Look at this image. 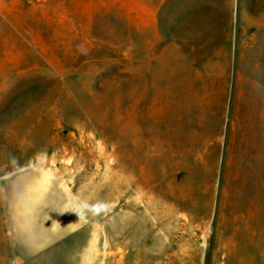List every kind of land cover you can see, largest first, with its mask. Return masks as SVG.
Instances as JSON below:
<instances>
[{
	"label": "rangeland",
	"instance_id": "374dc122",
	"mask_svg": "<svg viewBox=\"0 0 264 264\" xmlns=\"http://www.w3.org/2000/svg\"><path fill=\"white\" fill-rule=\"evenodd\" d=\"M0 264H264V0H0Z\"/></svg>",
	"mask_w": 264,
	"mask_h": 264
}]
</instances>
